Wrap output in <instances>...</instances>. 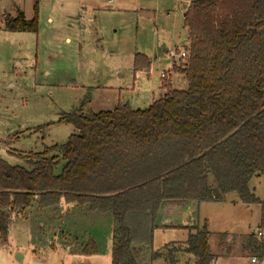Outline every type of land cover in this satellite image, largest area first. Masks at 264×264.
I'll return each instance as SVG.
<instances>
[{
    "label": "trees",
    "instance_id": "obj_1",
    "mask_svg": "<svg viewBox=\"0 0 264 264\" xmlns=\"http://www.w3.org/2000/svg\"><path fill=\"white\" fill-rule=\"evenodd\" d=\"M4 24L8 31L36 32L37 3L29 20L6 14ZM183 26L189 54L175 71L185 89L162 80L164 93L145 108L117 104L85 112L82 103L60 118L75 130L64 143L30 153L27 166L0 156V239L9 214L35 199L39 208L61 200L87 204L112 215L111 264H144L134 244L149 240L164 203L223 201L229 192L260 204L264 230V200L248 187L264 174V0H190ZM149 65L143 54L134 55L135 71ZM188 229L181 250L194 264H211L206 225ZM137 233L148 239L137 243ZM251 247L264 259L256 241Z\"/></svg>",
    "mask_w": 264,
    "mask_h": 264
},
{
    "label": "rangeland",
    "instance_id": "obj_2",
    "mask_svg": "<svg viewBox=\"0 0 264 264\" xmlns=\"http://www.w3.org/2000/svg\"><path fill=\"white\" fill-rule=\"evenodd\" d=\"M51 2L0 0V156L12 166H27L25 158L30 153L64 143L75 130L60 118L82 103L85 112L111 110L117 104L146 107L160 92L161 81L170 83L175 72L165 51L180 50L176 46L184 41L183 14L189 0H148L151 14L143 11L117 18L107 14V8L102 14L104 26H99V20L93 26L80 25L79 40L63 45L51 42L52 32L47 30ZM99 2L106 5V0ZM35 3L36 32L4 27L7 13L14 15L20 9L30 18ZM40 4L45 8L41 17ZM111 19L121 21L120 25L110 26ZM183 47L188 51V45ZM136 53L151 54V68L135 71ZM172 82L175 88H186L183 75ZM62 164L59 161L56 173ZM248 187L264 200V174L250 178ZM88 207L61 200L39 208L35 199L24 210L13 211L8 231L0 239V264H111L112 215ZM159 210L149 240L148 235L146 239L137 233V243L147 240L134 244L144 264H172L173 249L184 246L188 228L203 224L209 231L210 252L216 257L213 264H251L250 256L259 261L251 240L264 251V230L258 235L260 204L242 202L236 192L227 193L223 201L164 203ZM176 261L194 264V256L179 252Z\"/></svg>",
    "mask_w": 264,
    "mask_h": 264
},
{
    "label": "crops",
    "instance_id": "obj_3",
    "mask_svg": "<svg viewBox=\"0 0 264 264\" xmlns=\"http://www.w3.org/2000/svg\"><path fill=\"white\" fill-rule=\"evenodd\" d=\"M107 2L109 4L113 3V5L112 6L107 5L108 4ZM189 2L188 3L186 2V10L188 8ZM105 3L106 5L104 6L102 3L99 2V0H52L50 4L51 5L50 15L46 17L45 19V21L49 25V28L47 30H50L52 32L51 42H58V43H62L61 45H63L65 43L66 44L71 43L72 40L74 41L79 40L80 30H81V28L79 29L80 25L83 27L93 26L95 25L96 21L99 20L100 21L99 26H101V24L104 26L105 23L104 21H101V20H103L102 14L106 12L107 8H109V11L108 13L107 12L106 13L111 15L113 18L125 17L129 15L133 16V14L135 15L138 12H143V11L146 14H151V9L147 8L150 6L148 0H106ZM44 4L47 6L48 2L45 1ZM20 12L22 13L23 18L25 20H29L32 17L31 16L30 18H26L25 13L20 9H17L16 14L14 15H10L9 13L7 14L15 17ZM44 12H45V8L40 4V7H39L40 17L43 15ZM184 14H183V19H184ZM82 21L84 22V24ZM120 22L121 21H118L117 19H111L110 26L118 27L120 25ZM4 27H5V24H4ZM115 31L117 30L115 29ZM182 32L184 33V41L183 43L179 41L180 42L179 46H176V47H180V50L184 48L183 46L188 45L187 29L183 25H182ZM178 39L180 38H177V40ZM48 42L50 41L48 40ZM174 49L178 50V48H174ZM166 52L167 50L165 51V57L169 59V57L166 55ZM150 55L151 54H149L148 57L144 55L145 57L148 58L149 63H150L148 69L151 68V64H152V58ZM140 73L141 71H139L137 75H139ZM162 73L165 74V72H162ZM180 75L182 74H180L177 71L173 73L171 72L170 86L172 89H178V90L182 89V88H175L172 82V79ZM154 79L157 81L158 77L155 76ZM158 87L160 88V92L158 91L157 95L151 98V100L148 102V105L154 100H156L157 98H159L162 95V93H164L163 90L161 89V83L159 84ZM133 109H136V108H133ZM23 130L24 128L22 127V130H20V132L22 133ZM155 225H156V222H155ZM252 241L253 240H251V242ZM255 245L256 244L254 243V246ZM179 252L186 253L185 251L181 250V248L177 249L173 253L175 257H174V262L172 264H175L177 262L176 257ZM251 257H255V256H250V258ZM215 261H216V257L213 258V260L211 261V264H213ZM194 263H195V258H194Z\"/></svg>",
    "mask_w": 264,
    "mask_h": 264
},
{
    "label": "built area",
    "instance_id": "obj_4",
    "mask_svg": "<svg viewBox=\"0 0 264 264\" xmlns=\"http://www.w3.org/2000/svg\"><path fill=\"white\" fill-rule=\"evenodd\" d=\"M188 51L186 50H177L174 48L171 49H167L166 55L173 60L174 62V66H179L181 61H184L187 57H188ZM165 74L161 73V77H164ZM262 234V230L258 229V235ZM250 262L253 263H257V264H262L264 263V259L259 260L257 259V257H251Z\"/></svg>",
    "mask_w": 264,
    "mask_h": 264
},
{
    "label": "water",
    "instance_id": "obj_5",
    "mask_svg": "<svg viewBox=\"0 0 264 264\" xmlns=\"http://www.w3.org/2000/svg\"><path fill=\"white\" fill-rule=\"evenodd\" d=\"M238 128H239V127H237V128H235L234 130L230 131L228 134H226L225 136H223L218 142H223V141H225V140H226L227 138H229L232 134H234V133L237 131ZM211 147H212V146H209V147L205 148L201 153H199L198 155H196V156L193 157V158L200 157L204 152L209 151V150L211 149ZM35 264H40V263H39V262H35Z\"/></svg>",
    "mask_w": 264,
    "mask_h": 264
}]
</instances>
